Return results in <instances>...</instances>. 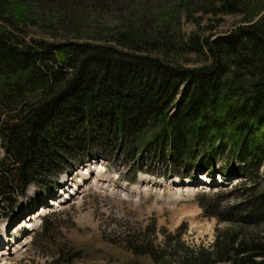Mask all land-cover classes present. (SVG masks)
<instances>
[{
    "label": "trees",
    "instance_id": "obj_1",
    "mask_svg": "<svg viewBox=\"0 0 264 264\" xmlns=\"http://www.w3.org/2000/svg\"><path fill=\"white\" fill-rule=\"evenodd\" d=\"M180 1L190 16V0ZM198 11L214 24L203 36L202 17L194 19L196 30L179 40L189 56L181 62L168 55L163 25L104 43L44 41L28 37L24 0H0L3 214L30 184L67 172L80 150L137 158L138 149L197 172L230 154L246 178L256 176L264 162V0H203ZM228 13L240 15L238 25L212 34L216 15ZM197 202L220 221L213 206ZM262 207L227 218L206 247L170 238L158 248L132 239L126 246L164 264H264V225L252 226Z\"/></svg>",
    "mask_w": 264,
    "mask_h": 264
},
{
    "label": "rangeland",
    "instance_id": "obj_2",
    "mask_svg": "<svg viewBox=\"0 0 264 264\" xmlns=\"http://www.w3.org/2000/svg\"><path fill=\"white\" fill-rule=\"evenodd\" d=\"M24 1L32 22L27 25V34L32 39L104 43L116 32L145 30L152 34L163 25L173 44L168 55L181 62L188 54H182L184 47L179 40L185 41L188 33L196 30L194 19L202 17V30H198L203 36L207 34L205 24H214L205 19L212 15L201 16L198 11L203 0H190V16L184 13L180 0ZM218 16L221 21L212 34L229 31L240 19L237 13ZM93 150L75 152L67 172L30 184L9 212L0 211V236L5 235L8 241L0 246V264H164L153 262L147 254H134L126 246L128 240L158 248L170 238L172 244L179 240L206 247L217 227L231 224L227 218L234 219L238 211L253 210L257 203L261 209L264 205V162L256 176L246 178L230 154L218 158L207 173L152 160L138 149L137 158H132L133 153L105 158ZM84 157L86 167L81 161ZM200 176H207L214 184L200 189ZM63 177L68 197L56 206ZM258 193L262 194L260 202L255 199ZM206 194L210 199L204 197ZM54 198L56 204L50 203L43 211ZM197 199L213 206L220 221L205 215ZM29 215L32 220L25 222ZM253 222L252 226L262 228L264 211Z\"/></svg>",
    "mask_w": 264,
    "mask_h": 264
},
{
    "label": "bare ground",
    "instance_id": "obj_3",
    "mask_svg": "<svg viewBox=\"0 0 264 264\" xmlns=\"http://www.w3.org/2000/svg\"><path fill=\"white\" fill-rule=\"evenodd\" d=\"M86 166H88L87 163L85 164L84 167H86ZM88 172H89V170H88ZM208 172H209V171H208ZM208 172H207V173H208ZM212 172H214V171H212ZM215 174H216V173H215ZM218 174H219V173H218ZM202 176H203V175H202ZM202 176H200V177H201V179H200V181H199L200 183H198V185H197V186H201L200 189H202L203 187H207L208 185L211 186L212 184H214V183L212 182V181H213L212 179L208 178L207 176H205V177H202ZM200 177H199V178H200ZM219 179H221V178H219ZM219 179H218V180H219ZM202 180H203V181H202ZM218 180H216V181L219 182V183H221V180H220V181H218ZM214 182H215V181H214ZM61 183H62V184L58 186V190H60V192H58L59 194L56 196V198L59 200L58 203H57V204L55 203V199H56V198H54L53 200H51V202L48 201V204H49V205L47 204L46 206H44V205H45V204H44V205H43V206H44V207H43V211H44L45 208H47V206L50 207L51 204H52V206H54V204H56V206H57V205L60 206V205H61L60 203H64V200H65L64 198L68 197V196H67L68 191L65 189V185L67 184L66 178L63 177V178L61 179ZM215 183H216V182H215ZM186 184H188V183L185 181V185H186ZM77 189H79V188H77ZM182 189H183V188H182ZM75 190H76V189H75ZM178 190H180V189H178ZM76 191H77V190H76ZM181 191H182V190H181ZM72 192H73V191H71V194L69 193L70 196H72ZM41 203H42V202H41ZM41 203H40V204H41ZM50 203H51V204H50ZM37 204H38V203H37ZM31 209H32V208H31ZM24 212H27V210L24 211ZM31 212H32V211H31ZM28 213H29V211H28ZM20 220H21V219H20ZM31 220H32V219H31V216L29 215V218H28L25 222H30ZM25 222H24V223H25ZM24 223H23L22 225H24ZM5 238H6L5 235H4V236H3V235L0 236V246H2L4 243H8V241H7V242L5 241ZM7 240H8V239H7ZM15 244H17V243H15ZM0 249H1V247H0Z\"/></svg>",
    "mask_w": 264,
    "mask_h": 264
}]
</instances>
